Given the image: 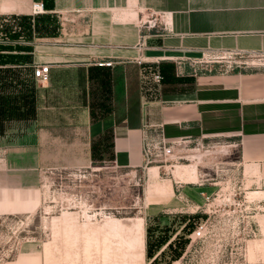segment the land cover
Here are the masks:
<instances>
[{
  "label": "crops",
  "instance_id": "crops-1",
  "mask_svg": "<svg viewBox=\"0 0 264 264\" xmlns=\"http://www.w3.org/2000/svg\"><path fill=\"white\" fill-rule=\"evenodd\" d=\"M36 1L44 12L32 13ZM151 12L158 26L146 21ZM207 51L264 53V0H0V131L9 137L21 130L34 150L84 148L86 141L95 150L108 142L113 161L125 167L144 163V128L168 142L210 140L216 145L209 151H238L247 194L262 201L264 69L193 73L190 61ZM151 57L165 72H179L158 90L143 88L136 74ZM166 59L172 64L160 62ZM38 64L50 65L46 81L34 76ZM5 70L20 76L7 78ZM92 85L108 95L102 115ZM16 98L30 110L22 128L7 121L15 120ZM97 137L101 144L92 142ZM26 144L7 138L0 150ZM208 185H181L184 207L198 199L193 191L203 203L217 190L216 182ZM14 195L1 194L0 212L37 202ZM252 246L251 264H264V214Z\"/></svg>",
  "mask_w": 264,
  "mask_h": 264
},
{
  "label": "rangeland",
  "instance_id": "rangeland-1",
  "mask_svg": "<svg viewBox=\"0 0 264 264\" xmlns=\"http://www.w3.org/2000/svg\"><path fill=\"white\" fill-rule=\"evenodd\" d=\"M155 17L147 18L153 23ZM157 60L151 57L146 67H137L143 88L158 90L167 75L176 74V69L165 72ZM190 62L195 74L264 69V53L207 51ZM5 71L7 78L20 76ZM97 88L93 91L102 115L108 95ZM16 100L15 120L7 121L20 128L30 125L29 106ZM20 133L8 137L0 131V145L7 138L28 143L24 149L0 150V196L6 191L14 198L19 190L23 202H37L26 211L0 212V264H171L182 255L201 217L193 212L201 204L199 196L193 191L198 199L189 198L184 207L181 185L209 186L232 169L243 175L235 165L238 151H209L216 145L210 140L179 144L153 133L143 165L125 167L113 161L108 142L95 150L89 141L84 148L34 150L29 136ZM193 168L195 179L188 177ZM262 187L258 183V190ZM262 214L264 200L258 199Z\"/></svg>",
  "mask_w": 264,
  "mask_h": 264
},
{
  "label": "built area",
  "instance_id": "built-area-1",
  "mask_svg": "<svg viewBox=\"0 0 264 264\" xmlns=\"http://www.w3.org/2000/svg\"><path fill=\"white\" fill-rule=\"evenodd\" d=\"M45 10L42 1L34 2L32 13L39 14ZM150 15L155 13L151 12ZM146 21L151 24L149 19ZM153 26H158V21H154ZM138 62L141 63L142 59L139 58ZM99 64L112 65V61ZM49 72V64H38L34 67L37 80L46 81ZM155 77L161 79L160 74ZM157 135L166 141L162 135ZM151 136L148 129L144 128V158L148 157ZM232 170L233 173L226 174L222 180L216 181L215 192L205 195L203 203L196 205L193 212L201 214L200 220L189 235L182 255L171 264L252 263V244L258 238V198L247 194V189L243 187V175L235 169Z\"/></svg>",
  "mask_w": 264,
  "mask_h": 264
},
{
  "label": "bare ground",
  "instance_id": "bare-ground-1",
  "mask_svg": "<svg viewBox=\"0 0 264 264\" xmlns=\"http://www.w3.org/2000/svg\"><path fill=\"white\" fill-rule=\"evenodd\" d=\"M188 173H189L188 174L189 175L188 177H190L191 179H195L196 178V175L194 174V168H193V170L191 169L190 172H188Z\"/></svg>",
  "mask_w": 264,
  "mask_h": 264
}]
</instances>
